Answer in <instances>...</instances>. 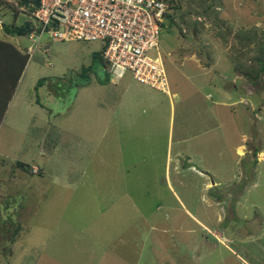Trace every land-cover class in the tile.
Masks as SVG:
<instances>
[{"label":"rangeland","instance_id":"obj_1","mask_svg":"<svg viewBox=\"0 0 264 264\" xmlns=\"http://www.w3.org/2000/svg\"><path fill=\"white\" fill-rule=\"evenodd\" d=\"M165 1L170 98L129 73L100 84L113 79L100 41L45 35L33 52L20 107L0 123V264H264V0ZM124 83L126 108L152 91L171 104L162 131L144 132L154 147L103 158Z\"/></svg>","mask_w":264,"mask_h":264},{"label":"built area","instance_id":"obj_2","mask_svg":"<svg viewBox=\"0 0 264 264\" xmlns=\"http://www.w3.org/2000/svg\"><path fill=\"white\" fill-rule=\"evenodd\" d=\"M29 21L30 56L46 35L58 40L100 41L109 75L169 92L160 36L167 6L163 0H0ZM3 19L0 18V27ZM46 49L43 50L45 52Z\"/></svg>","mask_w":264,"mask_h":264},{"label":"crops","instance_id":"obj_3","mask_svg":"<svg viewBox=\"0 0 264 264\" xmlns=\"http://www.w3.org/2000/svg\"><path fill=\"white\" fill-rule=\"evenodd\" d=\"M2 13H4V10L0 9V15H2ZM3 27H0V123L5 119L11 118V112L13 110L18 109V107H20L18 106V104L20 103L21 94L23 95V88H24L23 79L25 76V71L28 68V61L32 57V54L30 56V52L28 49L30 43L28 44V46H25L23 44H20L18 40L19 37H27V36H18L15 34L6 33ZM24 57H26V61L23 64ZM91 72L92 70L89 73ZM89 73L87 74L88 75L87 82L86 84L82 85V87L88 85L89 76H90ZM108 78H109L108 75H105L102 79H97V80L100 84L103 83L105 84V82L112 80L115 83L113 84L115 87H117V85L119 84L120 82L119 80H122V79L118 80V79H110V78L108 79ZM213 82L214 84H210V85H216L215 83L216 81L213 80ZM68 88L67 91H65V94H68ZM129 88L130 86H128L127 83H124L123 91L120 92V90H118L120 93L116 95L118 96V99L116 100L117 105L119 104L122 108L125 109L121 111V116L119 117V119L115 120L114 111H112L113 113L112 115H109V111H106L104 113V126H103L104 129L102 130V137H103V149L106 151V153L109 152L113 153L117 150H120V146L124 144H133L137 148L143 147V149L141 148V151L149 150L150 149L149 146L151 147L155 146L154 145L155 141L154 138L152 137H150L149 139L148 136L144 134V132L156 131L157 132L156 135H158L163 129L164 126L163 123H161L157 118L162 111H165L166 103L170 107L171 104L170 99L167 101V99L160 97L153 91L152 93L145 92V95L142 96L135 95L133 99L135 100L134 109L132 104L126 108L123 105V101L127 97L126 90ZM147 88L150 89L151 87L147 86ZM152 89L154 88H151V90ZM156 91L161 92L170 98V92L164 93L159 90ZM51 92L54 93L53 91ZM54 94L59 95L57 92H55ZM61 94L63 95L64 93L61 92ZM171 95L173 96L175 94H171ZM107 98L112 99L111 97H109V95L104 97L103 99L106 100ZM23 99L24 97L22 98V100ZM141 105H145L148 108L147 110L149 111L150 114L147 116L146 119H143L141 122H137V118H138L137 115L139 112V107ZM30 107L31 105L28 102L26 103V108H24V106L22 108L29 110ZM142 112H144V109L142 110ZM142 112L140 113L141 115L139 114V116L141 117L144 114ZM123 126L126 127L122 128ZM112 135H117V137H112ZM159 145L160 144L158 143V146ZM110 153L107 155H103V158L109 156ZM185 162L187 163L188 160H186Z\"/></svg>","mask_w":264,"mask_h":264},{"label":"trees","instance_id":"obj_4","mask_svg":"<svg viewBox=\"0 0 264 264\" xmlns=\"http://www.w3.org/2000/svg\"><path fill=\"white\" fill-rule=\"evenodd\" d=\"M163 1L166 3L167 9L168 8H170V9L176 8L175 5L172 4V3L170 5H168V2H170V1H167V2L165 0H163ZM1 3L2 2H0V4ZM20 3L21 4L24 3V0H20ZM5 6H6V7H4L5 10L12 12V15H11L12 19H11V22L9 24H6V25L4 24L3 29L6 31V33H9V34H15V35H18V36H27L28 32L30 30L29 21L24 20L21 24H17L16 23V18L18 16L17 9H15L12 6H9V5H5ZM165 18L170 21V19H172V16L169 14V12H166L165 13ZM93 58L99 59L100 58V54L93 53ZM25 61H26V57H24L23 64L25 63ZM90 68H91V66L83 67V68H81V71L78 72V75L81 76L84 81L82 83L77 84V86H82V85L86 84L87 76H88L87 74L91 71ZM44 80H45V78L38 79L35 86L39 87V86L44 85ZM53 92L55 93V91H53ZM9 251H11V249ZM11 253H13V252L11 251Z\"/></svg>","mask_w":264,"mask_h":264},{"label":"bare ground","instance_id":"obj_5","mask_svg":"<svg viewBox=\"0 0 264 264\" xmlns=\"http://www.w3.org/2000/svg\"><path fill=\"white\" fill-rule=\"evenodd\" d=\"M238 153H240V148L238 149Z\"/></svg>","mask_w":264,"mask_h":264},{"label":"clouds","instance_id":"obj_6","mask_svg":"<svg viewBox=\"0 0 264 264\" xmlns=\"http://www.w3.org/2000/svg\"><path fill=\"white\" fill-rule=\"evenodd\" d=\"M166 26V25H165Z\"/></svg>","mask_w":264,"mask_h":264}]
</instances>
